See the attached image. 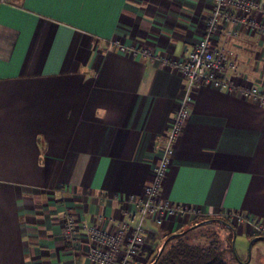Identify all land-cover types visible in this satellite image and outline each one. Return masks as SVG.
<instances>
[{
    "label": "crops",
    "instance_id": "0c3cea01",
    "mask_svg": "<svg viewBox=\"0 0 264 264\" xmlns=\"http://www.w3.org/2000/svg\"><path fill=\"white\" fill-rule=\"evenodd\" d=\"M214 3L0 0V264H95L84 227L114 234L131 197H145L185 96L184 75L160 59L187 60ZM236 14L264 27L262 13ZM213 46L232 50L235 84L264 91V34L225 24ZM161 199L210 219L240 216L234 227L264 241V105L198 87ZM195 222L147 221L145 251L130 264H148Z\"/></svg>",
    "mask_w": 264,
    "mask_h": 264
},
{
    "label": "built area",
    "instance_id": "2783aa9c",
    "mask_svg": "<svg viewBox=\"0 0 264 264\" xmlns=\"http://www.w3.org/2000/svg\"><path fill=\"white\" fill-rule=\"evenodd\" d=\"M236 12L246 15L264 14V0H215L208 16L207 30L202 41L192 50L183 63H174L164 58L160 62L179 70L186 79L185 96L177 112L164 143L163 157L155 171L153 183L145 189V197L136 199L131 197L130 203L135 209L127 214V219L121 221L114 234L104 233L90 227H84L94 245L89 250V259L95 264H130V260L145 250L146 222L153 220L162 223L166 214L171 216H203L197 210H187L172 205L161 199V191L167 178L174 146L183 133L185 123L189 118L190 105L195 90L201 85H212L223 91H236L247 98L256 100L264 105V91L259 88L246 87L235 84L229 73L236 72L232 58V50H217L213 46V37L217 35L225 24L247 25L264 34V27L256 20L238 17ZM233 36V32H228ZM119 45V44H118ZM122 51L128 50L119 45ZM135 54L149 57L151 53L130 48ZM237 221H244L240 216L228 215ZM252 223V222H250ZM257 227L256 223H254ZM65 236L68 243L76 245L75 226L72 219L65 223ZM257 230H261L258 226ZM125 243V255L119 257L120 249Z\"/></svg>",
    "mask_w": 264,
    "mask_h": 264
},
{
    "label": "rangeland",
    "instance_id": "374dc122",
    "mask_svg": "<svg viewBox=\"0 0 264 264\" xmlns=\"http://www.w3.org/2000/svg\"><path fill=\"white\" fill-rule=\"evenodd\" d=\"M228 224H233V218L228 216L215 219L196 217L182 242L201 249L216 248L229 264H264V241L253 244V238L240 225L233 230Z\"/></svg>",
    "mask_w": 264,
    "mask_h": 264
},
{
    "label": "trees",
    "instance_id": "16d2710c",
    "mask_svg": "<svg viewBox=\"0 0 264 264\" xmlns=\"http://www.w3.org/2000/svg\"><path fill=\"white\" fill-rule=\"evenodd\" d=\"M228 225L234 230L233 224ZM189 231L167 236L148 264H229L216 248L201 249L184 244L182 237Z\"/></svg>",
    "mask_w": 264,
    "mask_h": 264
},
{
    "label": "water",
    "instance_id": "95a60500",
    "mask_svg": "<svg viewBox=\"0 0 264 264\" xmlns=\"http://www.w3.org/2000/svg\"><path fill=\"white\" fill-rule=\"evenodd\" d=\"M164 249V247L162 248V250Z\"/></svg>",
    "mask_w": 264,
    "mask_h": 264
}]
</instances>
